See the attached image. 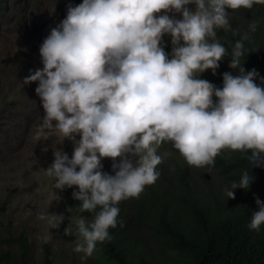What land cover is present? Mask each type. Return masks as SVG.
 Listing matches in <instances>:
<instances>
[{
    "label": "clouds",
    "instance_id": "clouds-1",
    "mask_svg": "<svg viewBox=\"0 0 264 264\" xmlns=\"http://www.w3.org/2000/svg\"><path fill=\"white\" fill-rule=\"evenodd\" d=\"M254 5L264 0H82L69 4L66 17L51 28L39 49L42 69L23 83L38 82L45 113L40 128L55 129L62 144H74L71 159L57 148L44 171L55 188H78L72 196L80 211L95 213L91 221L76 222V253L90 257L108 241L119 203L139 198L157 181L164 143L196 168L214 166L225 150L250 153L253 167L264 164V87L255 82L256 70L246 72L241 64L248 34L230 54L228 66L238 75L225 72L222 88L200 78L209 70L215 75L228 56L217 30H231L229 10ZM256 29V22L249 24L250 32ZM166 35L171 56L163 47ZM105 159L113 161L114 175L103 172ZM253 180L244 171L225 189L228 200ZM256 204L253 231L264 225V202ZM38 219L59 228L64 217L46 211Z\"/></svg>",
    "mask_w": 264,
    "mask_h": 264
},
{
    "label": "trees",
    "instance_id": "trees-1",
    "mask_svg": "<svg viewBox=\"0 0 264 264\" xmlns=\"http://www.w3.org/2000/svg\"><path fill=\"white\" fill-rule=\"evenodd\" d=\"M5 10L6 0H0V12ZM252 22L257 24L255 32L249 31ZM229 24L231 30H217V39L228 49V56L215 75L209 70L200 78L222 88L225 72L238 75V70L228 66L230 54L235 42L247 33L241 64L246 72L255 69V82L264 87V5L229 10ZM163 47L171 56V38L163 41ZM248 155L225 150L215 158L214 166H206L227 189L244 171L253 175L248 190L236 189V201L219 195L209 181L194 179L185 164L169 159L162 168L157 166V181L146 186L139 198H133L127 214L119 211L117 227L109 229L110 239L96 245L95 257L100 262L96 264H264V225L259 231L249 227L252 212L259 210L256 200L264 202V164L253 167ZM66 190L72 194L78 188ZM73 203L79 215L93 219L95 213L81 212L79 201L73 199ZM139 231H144L148 242L157 248V256L138 239ZM16 242L17 254L0 253L5 264H27L28 245L22 232ZM42 252L43 264H51L47 244H43Z\"/></svg>",
    "mask_w": 264,
    "mask_h": 264
},
{
    "label": "rangeland",
    "instance_id": "rangeland-1",
    "mask_svg": "<svg viewBox=\"0 0 264 264\" xmlns=\"http://www.w3.org/2000/svg\"><path fill=\"white\" fill-rule=\"evenodd\" d=\"M80 3L6 0L5 13L0 12V253L17 254L16 237L22 232L28 245L27 264H43V244L50 249L51 264L100 263L95 251L90 257L74 251L78 238L76 222L81 217L90 219L77 213L72 194L66 188L63 191L55 188V180L44 171L53 163V151L57 148L62 147L71 159L74 144L69 140L62 144L55 129L40 128L45 113L35 91L38 82L23 83L30 74L42 69L39 49L51 28L66 17L69 4ZM194 7L189 6L192 10ZM169 15L182 18L180 14ZM168 39L170 36L166 35L164 40ZM158 155L162 157L158 165L161 168L169 159L185 164L194 179L209 181L228 200L226 187L213 170L189 166L170 143H164ZM112 163L109 159L102 161L104 173L115 174ZM134 202L133 198L120 202V214H127ZM46 211L64 217L59 228L38 219ZM66 227L71 228V233H65ZM138 239L157 256V248L148 242L144 231H139ZM0 264L5 262L0 259Z\"/></svg>",
    "mask_w": 264,
    "mask_h": 264
}]
</instances>
